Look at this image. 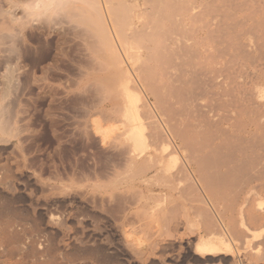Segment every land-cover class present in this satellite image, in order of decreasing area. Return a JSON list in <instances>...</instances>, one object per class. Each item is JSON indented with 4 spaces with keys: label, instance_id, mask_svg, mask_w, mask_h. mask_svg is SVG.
Instances as JSON below:
<instances>
[{
    "label": "rangeland",
    "instance_id": "obj_1",
    "mask_svg": "<svg viewBox=\"0 0 264 264\" xmlns=\"http://www.w3.org/2000/svg\"><path fill=\"white\" fill-rule=\"evenodd\" d=\"M38 1L0 0V161L13 160L16 169L13 192L0 188V227L7 224L19 240L8 247L0 241V264H230L228 256L186 246L203 230L190 213L177 232L165 227L162 211L171 197L146 201L139 189L118 186L129 173L131 127L140 129V155L152 146L138 96L151 100L139 86L129 99L123 94L96 0ZM103 2L111 27L130 17L138 0ZM130 110L137 115L129 120ZM142 200L151 209L141 216ZM172 234L183 240L162 248Z\"/></svg>",
    "mask_w": 264,
    "mask_h": 264
},
{
    "label": "bare ground",
    "instance_id": "obj_2",
    "mask_svg": "<svg viewBox=\"0 0 264 264\" xmlns=\"http://www.w3.org/2000/svg\"><path fill=\"white\" fill-rule=\"evenodd\" d=\"M96 2L102 41L118 64L123 94L129 99L139 86L151 100L148 105L138 96L152 141L143 156L134 139L140 129L129 124L137 112L125 116L131 127L132 141H125L132 144L124 151L130 168L118 186L139 189L145 200L171 197L174 203L162 211L170 231L187 226L190 213L203 227L186 243L196 254L225 255L230 264H264V0H138L130 17L111 27L103 0ZM9 164L0 161V188L10 189L14 180L16 169ZM138 201V214L148 213L149 203ZM4 225L0 241L14 245L18 237ZM172 236L162 248L183 240Z\"/></svg>",
    "mask_w": 264,
    "mask_h": 264
}]
</instances>
